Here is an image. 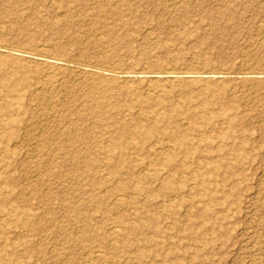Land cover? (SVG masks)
Returning a JSON list of instances; mask_svg holds the SVG:
<instances>
[{
    "label": "rangeland",
    "instance_id": "rangeland-1",
    "mask_svg": "<svg viewBox=\"0 0 264 264\" xmlns=\"http://www.w3.org/2000/svg\"><path fill=\"white\" fill-rule=\"evenodd\" d=\"M0 49V264H264V0H0Z\"/></svg>",
    "mask_w": 264,
    "mask_h": 264
},
{
    "label": "bare ground",
    "instance_id": "bare-ground-1",
    "mask_svg": "<svg viewBox=\"0 0 264 264\" xmlns=\"http://www.w3.org/2000/svg\"><path fill=\"white\" fill-rule=\"evenodd\" d=\"M1 50H2V49H0V53H1ZM4 51H5V50H4ZM12 53H13V52H12ZM27 58H29L32 62L41 63V62H39L41 59H39V57L36 58V57H35L34 55H32V54H31V55H28ZM43 60H44V59H43ZM44 62H46V61L44 60ZM59 64H61V67H64V68H68V67L70 66L69 63H67V62L59 63ZM84 65H85V64H84ZM84 65H83V66H84ZM71 66H72V64H71ZM75 66H76V65H75ZM79 67H80V66H79ZM79 67H78V68H79ZM86 67H87V66H86ZM81 69H82L83 71H87V70H88V69L86 70V68H84V67H83V68L81 67ZM89 70H90V69H89ZM93 70H94V69H93ZM80 71H81V70H80ZM114 71H115V70H114ZM94 72H97V73L100 74V72H98V71H96V70H95ZM108 73H109V72H108ZM115 73H116V72H115ZM115 73H113V75H111V76H114ZM125 73H126V72H125ZM157 73H158V72H157ZM166 73H167V72H166ZM169 73L172 74V72H169ZM184 73H185V72H184ZM188 73H190V72H188ZM192 73H193V72H192ZM199 73H200V72H199ZM201 73H202V72H201ZM201 73H200V74H201ZM45 74H46V73H45ZM76 74H77V73H76ZM119 74H121V73H119ZM126 74H128V73H126ZM126 74H125V76H126ZM151 74H152V73H151ZM154 74H155V72H154ZM158 74H160V73H158ZM163 74H165V73H163ZM167 74H168V73H167ZM170 74H168V75H164V77H162V80H164V81H166V82H167V81H171V79L174 78V75L171 76ZM116 75H117V74H116ZM183 75H184V74H183ZM201 75H202V74H201ZM106 76H109V75L107 74ZM128 76H129V74H128ZM152 76H153V75H151V77H152ZM161 76H163V75H161ZM161 76H159V75L157 76V74H156V75L153 76L152 78H154V79H156V80H157V79L160 80ZM188 76H189V75H188ZM191 76H192V75H191ZM191 76H190L189 78H191ZM123 77H124V75H123ZM185 77H186V76H185ZM205 77L207 78V76H205ZM116 78H117V77H116ZM119 78H120V77H119ZM187 78H188V77H187ZM189 78H188V79H189ZM109 79H110V78H109ZM120 79H121V78H120ZM124 79H125V78H124ZM126 79L128 80V77H127V76H126ZM129 79H130V78H129ZM151 80H153V79H151ZM125 81H126V80H125ZM128 81H129V80H128ZM123 83H126V82L123 81ZM144 115H145V114H144ZM160 120H161V119H159V120L156 119L154 125L149 129L150 131L147 130V131L145 132V134H151V131H152L153 129H154V130L156 129V124H159ZM149 136H150V135H149ZM168 149H169V148H168ZM171 153H172V152H171ZM167 155H168V154H167ZM173 156H174V155H173ZM204 165H205V164H204ZM207 169H208V168H207ZM212 171H213V170H212ZM2 182H8V181H7V179H3ZM171 183H172V181L170 182V180H169L168 182H166V184L162 186L163 190L166 191L167 189H169ZM160 186H161V185H160ZM162 192H164V191H162ZM123 230H124V227H123ZM116 232H117V231H116ZM114 233H115V232H114ZM115 234H116V233H115ZM252 247H253V246H252ZM97 255H99V254L97 253L96 256H97ZM96 256H95V257H96ZM98 257H99V256H98ZM241 262H242V261H241ZM255 262H256V261H255Z\"/></svg>",
    "mask_w": 264,
    "mask_h": 264
}]
</instances>
